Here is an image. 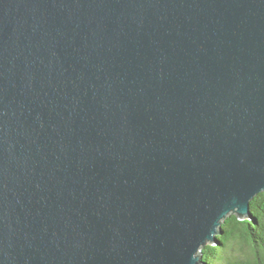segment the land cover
<instances>
[{"label": "water", "instance_id": "95a60500", "mask_svg": "<svg viewBox=\"0 0 264 264\" xmlns=\"http://www.w3.org/2000/svg\"><path fill=\"white\" fill-rule=\"evenodd\" d=\"M264 191V0H0V264H200Z\"/></svg>", "mask_w": 264, "mask_h": 264}, {"label": "trees", "instance_id": "16d2710c", "mask_svg": "<svg viewBox=\"0 0 264 264\" xmlns=\"http://www.w3.org/2000/svg\"><path fill=\"white\" fill-rule=\"evenodd\" d=\"M250 212L231 213L223 233L203 247L200 264H264V191L250 202Z\"/></svg>", "mask_w": 264, "mask_h": 264}]
</instances>
